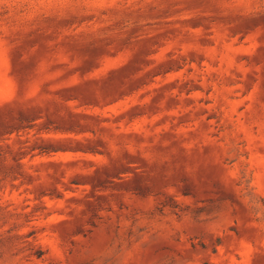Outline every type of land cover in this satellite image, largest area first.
<instances>
[{
    "label": "rangeland",
    "instance_id": "374dc122",
    "mask_svg": "<svg viewBox=\"0 0 264 264\" xmlns=\"http://www.w3.org/2000/svg\"><path fill=\"white\" fill-rule=\"evenodd\" d=\"M0 264H264V0H0Z\"/></svg>",
    "mask_w": 264,
    "mask_h": 264
}]
</instances>
